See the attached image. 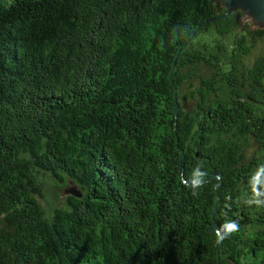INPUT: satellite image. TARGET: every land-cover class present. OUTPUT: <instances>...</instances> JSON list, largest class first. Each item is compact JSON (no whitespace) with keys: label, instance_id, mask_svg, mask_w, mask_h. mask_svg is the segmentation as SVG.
I'll return each instance as SVG.
<instances>
[{"label":"trees","instance_id":"trees-1","mask_svg":"<svg viewBox=\"0 0 264 264\" xmlns=\"http://www.w3.org/2000/svg\"><path fill=\"white\" fill-rule=\"evenodd\" d=\"M224 13L0 0V264H264V206L247 203L264 153L242 164L251 139L264 149V56L242 64L243 13ZM44 172L82 197L46 216ZM227 221L239 228L217 244L208 229Z\"/></svg>","mask_w":264,"mask_h":264},{"label":"rangeland","instance_id":"rangeland-1","mask_svg":"<svg viewBox=\"0 0 264 264\" xmlns=\"http://www.w3.org/2000/svg\"><path fill=\"white\" fill-rule=\"evenodd\" d=\"M243 23L245 24L244 30L247 38V44L252 47L251 55L244 57L242 59V64L245 67H252L256 59L260 56H264V38L261 41H257L258 37H256L255 32L261 30L258 26L251 23V21L243 18ZM211 74V70L206 66H201L200 69L196 72V76L193 77L182 89L183 94H189L194 88H197L200 84L201 78H206ZM245 86L248 88L249 83H245ZM189 84H192L193 87L190 88ZM196 99H188L185 100L184 96L181 98V109L183 110H191L196 106ZM251 146L245 151L246 157L242 164L252 163L253 158L264 153V149L261 148L262 145L257 143L255 140L251 139ZM256 171L259 169V166L255 168ZM46 180L43 182L44 185V197L35 194V198L39 205L46 210V216H51L54 209L66 207L68 205V197L70 196L67 191L68 190H76L78 191L76 185L69 179L65 181V183L59 182L50 173L44 172ZM240 189L242 187L240 186ZM247 200V199H246ZM227 264H232L231 262H227Z\"/></svg>","mask_w":264,"mask_h":264},{"label":"water","instance_id":"water-1","mask_svg":"<svg viewBox=\"0 0 264 264\" xmlns=\"http://www.w3.org/2000/svg\"><path fill=\"white\" fill-rule=\"evenodd\" d=\"M211 3H214L218 6H222L225 9V13L216 20H223L226 19L230 14L241 11L243 13V18L251 21L254 25L258 26L260 29H264V0H210ZM242 18V21H243ZM174 67L171 69V73L169 75L170 83L173 85L172 82V72ZM177 89L174 88V115L177 117L180 111L179 103L177 102L176 98ZM183 160V156L181 157V161ZM180 171L183 173V169L181 168ZM67 193L73 197L80 199L82 194L76 190H68ZM213 216V214H212ZM220 229L219 226L214 223L212 224L209 229L208 233L216 234V231Z\"/></svg>","mask_w":264,"mask_h":264},{"label":"clouds","instance_id":"clouds-1","mask_svg":"<svg viewBox=\"0 0 264 264\" xmlns=\"http://www.w3.org/2000/svg\"><path fill=\"white\" fill-rule=\"evenodd\" d=\"M193 175L196 179L192 180V186L195 194V189L199 188L204 182L203 178L206 173L199 171V167L194 170ZM252 189V197L247 201L249 204H255L256 206H264V165H261L259 169L254 173L250 181ZM239 225L235 221H227L220 229L216 231V243L220 244L226 237L236 232Z\"/></svg>","mask_w":264,"mask_h":264},{"label":"bare ground","instance_id":"bare-ground-1","mask_svg":"<svg viewBox=\"0 0 264 264\" xmlns=\"http://www.w3.org/2000/svg\"><path fill=\"white\" fill-rule=\"evenodd\" d=\"M112 170V169H111Z\"/></svg>","mask_w":264,"mask_h":264}]
</instances>
